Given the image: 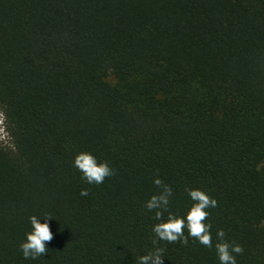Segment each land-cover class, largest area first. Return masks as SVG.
<instances>
[{
	"label": "trees",
	"instance_id": "trees-1",
	"mask_svg": "<svg viewBox=\"0 0 264 264\" xmlns=\"http://www.w3.org/2000/svg\"><path fill=\"white\" fill-rule=\"evenodd\" d=\"M0 112V264H137L157 247L161 264H220L221 242L264 264V0H0ZM81 153L112 174L88 183ZM157 178L164 221L189 190L217 201L211 247L186 228L153 244ZM33 215L52 217L35 260Z\"/></svg>",
	"mask_w": 264,
	"mask_h": 264
},
{
	"label": "clouds",
	"instance_id": "clouds-1",
	"mask_svg": "<svg viewBox=\"0 0 264 264\" xmlns=\"http://www.w3.org/2000/svg\"><path fill=\"white\" fill-rule=\"evenodd\" d=\"M73 166L82 172L83 179L90 184L102 183L105 176L112 174L106 162L98 165L95 158L87 153L78 154L74 159ZM153 182L162 188L159 195H153L146 202V208L148 210L155 209L154 218L160 221L152 227V231L155 234L153 244H157L158 241L172 243L178 240L186 244L188 242V237L184 235V229L186 228L188 236L196 238L200 244L211 247V225L203 223V221L209 215L205 209L215 207L217 201L210 199L208 195L200 190H189L188 194L190 198L196 203L193 204L186 216L178 217L169 212L167 220L164 221L163 213L168 211L169 197L172 195V189L168 185H164L159 178ZM87 194L86 190L81 192L83 196ZM51 218V216L37 217L35 215L29 218L31 231L26 233V239L20 245L25 259L31 257V259L35 260L40 254L47 252L44 242L52 238V233L47 222ZM41 219L45 222L41 223ZM217 237L223 241L224 232L222 230L218 231ZM242 252L243 248L239 245H230L226 242L216 244V253L220 264H236V258L231 253L240 254ZM162 253L163 249L157 247L154 251L138 257L137 264H161L163 260Z\"/></svg>",
	"mask_w": 264,
	"mask_h": 264
},
{
	"label": "rangeland",
	"instance_id": "rangeland-1",
	"mask_svg": "<svg viewBox=\"0 0 264 264\" xmlns=\"http://www.w3.org/2000/svg\"><path fill=\"white\" fill-rule=\"evenodd\" d=\"M0 142H2L3 144H7L8 143V138L4 132V128H3V117L2 114L0 112Z\"/></svg>",
	"mask_w": 264,
	"mask_h": 264
}]
</instances>
